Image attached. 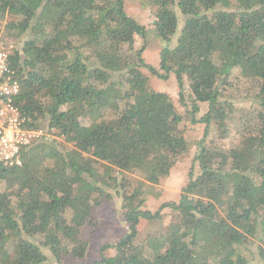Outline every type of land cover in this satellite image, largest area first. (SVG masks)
I'll return each mask as SVG.
<instances>
[{"label":"trees","instance_id":"1","mask_svg":"<svg viewBox=\"0 0 264 264\" xmlns=\"http://www.w3.org/2000/svg\"><path fill=\"white\" fill-rule=\"evenodd\" d=\"M126 1L0 0L1 35L16 46L14 105L22 128L42 134L20 166L0 164V264H80L79 238L112 193L128 232L93 264H264V0H147L157 38L177 35L159 70L132 47L146 30ZM142 70L173 75L181 99L187 78L191 122L204 135L226 131L240 93L255 108L231 148L197 144L198 174L155 212L143 208L146 191L189 143L182 116ZM165 210L172 220L136 244L139 223Z\"/></svg>","mask_w":264,"mask_h":264},{"label":"rangeland","instance_id":"2","mask_svg":"<svg viewBox=\"0 0 264 264\" xmlns=\"http://www.w3.org/2000/svg\"><path fill=\"white\" fill-rule=\"evenodd\" d=\"M32 6H36L38 0H27ZM126 14L134 19L139 25L146 30V37L143 39L136 36L132 47L135 50L143 49L142 58L144 62L159 70V54L164 47H173L176 44L177 35L170 43H165L157 38L154 30V13L153 9L148 6L147 0H127L125 2ZM183 19L179 16V30L181 29ZM3 25H0V38L3 40L1 32ZM178 34V32H177ZM4 41V40H3ZM143 74L149 78L150 87L156 91L165 93L171 99L177 112L182 116L180 129L189 143L187 153L181 155L168 177L162 179L157 185L147 189L144 210L155 212L161 205L177 202L181 189L188 183L190 173L195 177L198 174L197 163L194 162L198 152L197 144L203 141L204 147H216L229 149L237 142L236 133L240 128L242 121L249 117L253 112V106L250 101L243 98L245 93H240L242 100H237L235 104V113L233 119L227 122L226 131L221 134L215 128H211L207 135H204V126L202 124H194L191 122V93L188 88L189 82L184 77L183 97L178 95L179 88L175 77L170 75L167 80H160L152 76L147 70H142ZM237 72H234L229 83L233 86L236 83ZM182 100V101H181ZM207 111V105L202 104L200 111L194 117L201 118ZM39 136H42L40 133ZM60 142V139L56 140ZM113 199L106 201L95 212V221L91 226L84 229L79 240L87 246V252L84 260L78 262L80 264H93L100 261V249L105 245H115L128 232V225L122 217L121 200L119 195L112 193ZM172 220L169 211H163V220L156 222L141 221L138 225V239L136 244H141L147 233L154 231H162L166 225ZM111 255L112 252L106 253Z\"/></svg>","mask_w":264,"mask_h":264},{"label":"built area","instance_id":"3","mask_svg":"<svg viewBox=\"0 0 264 264\" xmlns=\"http://www.w3.org/2000/svg\"><path fill=\"white\" fill-rule=\"evenodd\" d=\"M16 46L0 38V164L20 166L21 153L40 133L22 128L23 119L14 105L20 83L11 67L12 52Z\"/></svg>","mask_w":264,"mask_h":264}]
</instances>
